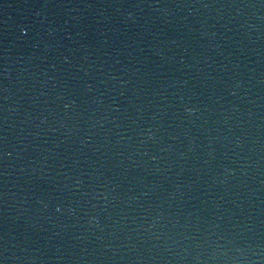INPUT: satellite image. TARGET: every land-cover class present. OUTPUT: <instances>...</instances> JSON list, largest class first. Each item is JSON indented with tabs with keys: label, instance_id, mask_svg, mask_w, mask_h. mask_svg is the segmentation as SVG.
Wrapping results in <instances>:
<instances>
[{
	"label": "water",
	"instance_id": "obj_1",
	"mask_svg": "<svg viewBox=\"0 0 264 264\" xmlns=\"http://www.w3.org/2000/svg\"><path fill=\"white\" fill-rule=\"evenodd\" d=\"M0 264H264V0H0Z\"/></svg>",
	"mask_w": 264,
	"mask_h": 264
}]
</instances>
